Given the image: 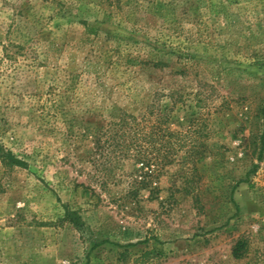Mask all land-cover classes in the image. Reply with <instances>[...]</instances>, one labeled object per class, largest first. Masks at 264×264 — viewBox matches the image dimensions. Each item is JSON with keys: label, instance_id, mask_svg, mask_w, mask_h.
Instances as JSON below:
<instances>
[{"label": "rangeland", "instance_id": "obj_1", "mask_svg": "<svg viewBox=\"0 0 264 264\" xmlns=\"http://www.w3.org/2000/svg\"><path fill=\"white\" fill-rule=\"evenodd\" d=\"M0 146V264H264V0H0Z\"/></svg>", "mask_w": 264, "mask_h": 264}, {"label": "trees", "instance_id": "obj_2", "mask_svg": "<svg viewBox=\"0 0 264 264\" xmlns=\"http://www.w3.org/2000/svg\"><path fill=\"white\" fill-rule=\"evenodd\" d=\"M135 119L133 116H128L127 114H124L122 117H120V119L118 121H113V122H110L108 124L107 127L103 128L102 131L104 132L105 136L106 137H110L115 143V146L116 144H120V138H124L127 133H128V130L131 129L133 130V128H130L131 126H134V122L133 119ZM130 130V131H131ZM150 138L153 140L157 139L156 138V134L155 133H151L150 134ZM122 146H126V145H122ZM1 146H0V151L1 150ZM139 148H137V151L132 154L134 155L135 157H137V159H141V157H144V153L141 151V150H138ZM124 151V150H123ZM126 151V150H125ZM128 151V150H127ZM127 155L129 153H132L131 151H128ZM2 155L4 158L8 159L10 162H17L18 160L15 159L14 155L11 153V152H4L2 151ZM243 245L244 243L242 241H239L236 246L234 247V251H233V254L234 256L236 257H240L242 255V249H243ZM125 253V252H124ZM155 251L152 250V251H145L143 252L138 258H137V262L138 264H143V263H146V262H149L152 255H154ZM123 255V254H122Z\"/></svg>", "mask_w": 264, "mask_h": 264}]
</instances>
